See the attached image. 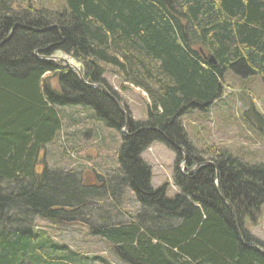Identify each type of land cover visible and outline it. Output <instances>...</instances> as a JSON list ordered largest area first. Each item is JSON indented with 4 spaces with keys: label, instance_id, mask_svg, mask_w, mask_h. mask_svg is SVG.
Segmentation results:
<instances>
[{
    "label": "trees",
    "instance_id": "trees-1",
    "mask_svg": "<svg viewBox=\"0 0 264 264\" xmlns=\"http://www.w3.org/2000/svg\"><path fill=\"white\" fill-rule=\"evenodd\" d=\"M32 1L0 0V264H89L31 225L88 222L85 211L98 210L89 201L95 190L110 203L99 216L106 223L90 232L122 264H264V243L245 229L264 206V164L216 149L205 161L181 122L221 99L229 73L264 82V0H65L56 11ZM60 51L83 64V80L50 60ZM105 66L147 93V121L123 111ZM47 75L58 78L60 94ZM67 107L91 108L108 127L128 129L118 168L95 174L103 184L94 188L41 167ZM154 143L178 155L174 198L166 185L152 186L142 155ZM125 187L140 210L125 222L105 219Z\"/></svg>",
    "mask_w": 264,
    "mask_h": 264
},
{
    "label": "rangeland",
    "instance_id": "rangeland-1",
    "mask_svg": "<svg viewBox=\"0 0 264 264\" xmlns=\"http://www.w3.org/2000/svg\"><path fill=\"white\" fill-rule=\"evenodd\" d=\"M32 2L36 8L54 11L65 7V0ZM50 60L74 69L83 80V64L72 55L60 51ZM105 68V83L118 97L123 111L136 122L147 121L150 105L147 93L125 83L110 66ZM45 80L54 91L61 93L58 78L47 75ZM61 112L63 129L55 141L42 150L41 167L46 164L50 170L66 173L65 176L76 179L85 188H94L97 182L103 184V179L96 175H110L112 170L118 168L117 154L122 144V135L128 129L117 131L108 127L96 118L91 108L67 107ZM181 122L189 141L201 152L205 161H209L208 155L216 149L227 151L249 165L264 164V82L260 76L241 79L227 74L221 99L206 112L197 110L185 114ZM142 158L152 168L154 189L166 185L169 198L180 194L174 182L178 155L173 149L163 143H154ZM185 167V162H182L180 168L184 171ZM196 167L190 174L195 173ZM70 170L73 173H68ZM93 195L95 198L89 201L96 203L98 210L94 209L92 214L85 211L88 222L69 221L57 225L45 219L33 218L31 228L37 232L47 231L55 243L65 247L66 252L73 251L87 258L89 264H122L108 245L90 232V224L95 222L94 225L99 226L106 223L99 220V216L104 217L110 203L107 192L95 190ZM117 196L120 197L117 198L118 205L112 208L113 211L105 219L111 215L114 223H121L127 221L128 216L134 217L140 205L129 188H123L122 195ZM245 229L252 237L264 243V206L258 222L247 220Z\"/></svg>",
    "mask_w": 264,
    "mask_h": 264
},
{
    "label": "water",
    "instance_id": "water-1",
    "mask_svg": "<svg viewBox=\"0 0 264 264\" xmlns=\"http://www.w3.org/2000/svg\"><path fill=\"white\" fill-rule=\"evenodd\" d=\"M66 61L64 60V63H65ZM211 62H214V59L213 58H211ZM73 71H75L74 69H72ZM76 72V71H75ZM79 74V73H78ZM81 78V80H82V77H80ZM94 87H97V86H94ZM124 130H127V128H125ZM200 167V165H198L197 167H196V169H198ZM195 169V170H196Z\"/></svg>",
    "mask_w": 264,
    "mask_h": 264
}]
</instances>
